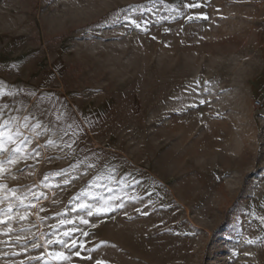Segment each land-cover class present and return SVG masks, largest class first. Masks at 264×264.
I'll use <instances>...</instances> for the list:
<instances>
[{"label": "rangeland", "instance_id": "1", "mask_svg": "<svg viewBox=\"0 0 264 264\" xmlns=\"http://www.w3.org/2000/svg\"><path fill=\"white\" fill-rule=\"evenodd\" d=\"M0 84V264H264V0H0Z\"/></svg>", "mask_w": 264, "mask_h": 264}, {"label": "snow or ice", "instance_id": "2", "mask_svg": "<svg viewBox=\"0 0 264 264\" xmlns=\"http://www.w3.org/2000/svg\"><path fill=\"white\" fill-rule=\"evenodd\" d=\"M130 23H132L138 28L140 27V24L137 23L134 19L130 20ZM6 94L11 95L12 93H5L4 85L0 84V97H3ZM203 102L204 101H201V103ZM21 120L23 121V123H21ZM42 128L44 129L45 132L47 131V127L42 125L39 120H37L35 123H32L30 121L29 116H24L22 118L12 117L8 120H2V122H0V152L7 153L6 159L0 160V178H2L3 174L7 172L8 166L15 165L18 162V160L27 159L31 155L30 153H26V148L29 147L31 143L34 142L35 139L41 135L40 130ZM48 144L52 146L55 144V141L49 140ZM7 145H13L14 147L11 150H9ZM65 145L67 147H72V144H69L67 142H65ZM94 166H95L94 164H87V167L89 168ZM58 175H66V174L58 173ZM63 182L67 184L70 181L65 179ZM133 182L138 183V181L135 180ZM0 187H7V186L0 185ZM9 191L11 192V197L17 203L15 205L9 203L8 208L6 210L0 209V217L8 216L9 218H12L13 215H15V216H19L20 219L22 220L27 219L28 213L26 209L30 206L34 207V205H31L30 201L27 204L25 203V201L28 199V195L26 193L17 195V192L14 189H9ZM80 207L87 209L88 205L81 204ZM20 209H24L25 211L21 212ZM103 211H105V209L97 208V212H103ZM88 214L91 215L92 214L91 211H89ZM5 222L6 221L4 219H0V223H5ZM81 223H86V221L81 220ZM58 242L64 243L63 241H58ZM251 242L252 241H249V243ZM54 255L61 257L60 253H55Z\"/></svg>", "mask_w": 264, "mask_h": 264}, {"label": "built area", "instance_id": "3", "mask_svg": "<svg viewBox=\"0 0 264 264\" xmlns=\"http://www.w3.org/2000/svg\"><path fill=\"white\" fill-rule=\"evenodd\" d=\"M256 106H257L258 109H263L264 108V104L262 102H260V101L256 102Z\"/></svg>", "mask_w": 264, "mask_h": 264}]
</instances>
